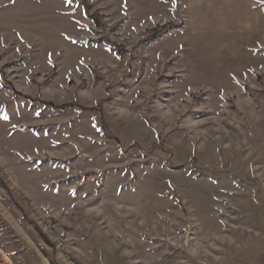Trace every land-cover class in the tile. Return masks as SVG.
I'll list each match as a JSON object with an SVG mask.
<instances>
[{
  "label": "rangeland",
  "instance_id": "374dc122",
  "mask_svg": "<svg viewBox=\"0 0 264 264\" xmlns=\"http://www.w3.org/2000/svg\"><path fill=\"white\" fill-rule=\"evenodd\" d=\"M249 4L204 33L188 0H0V264H264Z\"/></svg>",
  "mask_w": 264,
  "mask_h": 264
},
{
  "label": "crops",
  "instance_id": "0c3cea01",
  "mask_svg": "<svg viewBox=\"0 0 264 264\" xmlns=\"http://www.w3.org/2000/svg\"><path fill=\"white\" fill-rule=\"evenodd\" d=\"M249 3L250 0H188L190 28L204 33L251 31L256 23Z\"/></svg>",
  "mask_w": 264,
  "mask_h": 264
}]
</instances>
